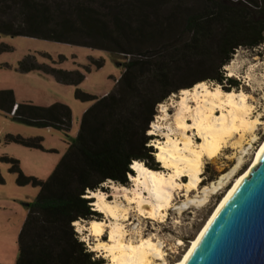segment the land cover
<instances>
[{
	"label": "trees",
	"instance_id": "trees-1",
	"mask_svg": "<svg viewBox=\"0 0 264 264\" xmlns=\"http://www.w3.org/2000/svg\"><path fill=\"white\" fill-rule=\"evenodd\" d=\"M200 1L202 6L194 13L183 0H0V35L130 57L120 65L123 72L115 89L100 97L80 89L85 75L79 70L40 64L32 55L19 63L21 72L52 75L59 83L74 86L76 99L93 104L48 180L26 177L17 160L6 159L18 173L20 186L40 188L19 236L16 264H105L80 240L74 223L96 215L88 193L109 181L126 185L136 161H154L153 138L147 133L157 106L178 90L172 86L176 70L192 67L199 75L185 88L202 81L238 86L223 68L239 47L256 49L264 44V0ZM174 2L177 5L163 19L161 11ZM0 111L32 127L65 133L72 128V111L66 104L18 103L12 90H0ZM16 141L42 148L41 139Z\"/></svg>",
	"mask_w": 264,
	"mask_h": 264
},
{
	"label": "rangeland",
	"instance_id": "rangeland-1",
	"mask_svg": "<svg viewBox=\"0 0 264 264\" xmlns=\"http://www.w3.org/2000/svg\"><path fill=\"white\" fill-rule=\"evenodd\" d=\"M183 4L194 13L202 6L200 0H183ZM172 5H177V3H171L161 11L163 19L169 17ZM144 52L146 51L144 50ZM28 55L34 56L40 64L66 71L79 70L85 75V80L79 86L80 89L85 93L98 97L109 94L115 89L116 83L123 72L120 65L128 62L130 58L123 54L112 55L110 52L100 49L29 37L0 35V90H12L18 103L30 102L43 107L63 103L69 106L72 111V128L69 133L21 124L0 111V179L2 180L0 182V264L17 263L20 253L19 236L27 219L29 206L34 203L40 193L39 187H33L32 185L20 186L18 184V173L12 171L13 164L6 159L17 160L20 170L26 177L42 181L48 180L66 154L69 145L77 137L85 111L93 104L76 99L75 87L59 83L52 75L41 71L21 72L19 63ZM99 65H102V67L99 68ZM227 65L223 68V72L226 77L237 81L238 86L231 87L227 83L221 87L225 91L244 90L252 95V103L255 106L253 115L257 116L259 114L264 120V44L256 49L245 46L239 47ZM230 68L235 69L233 72L234 77L229 76ZM176 72L172 86L178 88V90L161 104H169L174 95L178 97L181 90L186 89L182 87L183 85L189 84L199 77L192 67L180 66ZM249 75H251L250 78H248ZM202 82L217 86L213 82ZM161 104L157 106L156 115L149 130L152 128L153 123L157 121ZM174 113L175 109L169 108V114L173 115ZM149 133L150 131L147 134L149 135ZM257 135L258 140L252 142L249 141L251 137H248V141L244 144V152L238 154L242 156L243 164L235 175L225 183L226 187L216 193H208L207 196L203 192L205 186H209L212 190L213 183H218L224 175L232 172L237 160L229 164L230 167L223 172L224 174L219 171L218 163L206 161L203 170V182L199 187L200 193H192V197L195 199L197 194L200 196L196 199L198 202L193 205L187 204V199L183 196V193H176L173 208L168 212L163 223L160 220L143 218L133 211L130 216L131 223H126L127 239L138 242L139 239L152 235V237L161 241L163 249L166 250V258L169 264H178L193 240L199 235L206 221L221 203L228 189L234 184L237 177L249 168L256 151L264 141L263 126L259 128ZM155 136L157 137H154L150 143L154 147L156 146L155 141L163 139V136L158 132ZM16 138L41 139L42 148L28 147L16 141ZM153 150L156 152V148H153ZM231 154V150L223 152L218 162L226 161V156ZM153 158V162L149 161L145 165L149 168L156 165L153 169H158L160 164L156 161L154 154ZM113 183L112 181L105 183L100 191L111 194L110 185L131 188L134 184L131 175L129 183L126 185ZM92 208L95 211L93 206ZM95 212L96 215L91 220L103 218L102 214ZM91 220H80L79 222L82 225H88ZM75 230L78 232L77 227H75ZM78 234L87 249L94 252L89 244H95V238L90 237L87 241L85 231L83 233L78 232ZM106 239H108V233L105 235ZM180 240L183 242L182 244H180ZM95 254L97 257L103 258L105 264H108L109 258H104L97 252ZM160 263L163 264V262Z\"/></svg>",
	"mask_w": 264,
	"mask_h": 264
},
{
	"label": "bare ground",
	"instance_id": "bare-ground-1",
	"mask_svg": "<svg viewBox=\"0 0 264 264\" xmlns=\"http://www.w3.org/2000/svg\"><path fill=\"white\" fill-rule=\"evenodd\" d=\"M234 70L229 71V76L234 77ZM252 101L253 96L244 90L225 91L221 85L200 82L192 88L182 89L169 104H161L157 121L149 130V135L158 132L163 136V139L155 141L154 156L160 169L149 168L136 161L132 165L135 174L131 175L134 183L131 188L110 185L111 194L98 190L86 196L92 199L94 210L103 218L92 219L88 225L76 221L74 226L79 233H87V241L90 237L95 238V244H89L92 251L109 258L108 264H169L161 241L152 235L138 242L127 239L126 223H131V213L134 211L143 218L163 223L173 208L176 193L182 192L187 204L198 202L196 199L200 198L199 187L203 182L206 161L218 163L219 171L223 173L230 167L229 164L237 160L232 172L224 175L218 183H213L212 190L205 186L203 192L207 196L226 187L225 183L243 164V158L238 154L244 152L248 137H251V142L258 140L257 131L264 127L261 115H253L255 106ZM169 108L175 109L173 115L169 114ZM227 150H231L232 154L226 156V161L218 162ZM263 151L264 141L249 168L228 189L178 264L186 263L211 223L253 172ZM194 192L198 193L194 195L196 199L192 197ZM106 233L108 239L105 240Z\"/></svg>",
	"mask_w": 264,
	"mask_h": 264
},
{
	"label": "water",
	"instance_id": "water-1",
	"mask_svg": "<svg viewBox=\"0 0 264 264\" xmlns=\"http://www.w3.org/2000/svg\"><path fill=\"white\" fill-rule=\"evenodd\" d=\"M185 264H264V151Z\"/></svg>",
	"mask_w": 264,
	"mask_h": 264
},
{
	"label": "crops",
	"instance_id": "crops-1",
	"mask_svg": "<svg viewBox=\"0 0 264 264\" xmlns=\"http://www.w3.org/2000/svg\"><path fill=\"white\" fill-rule=\"evenodd\" d=\"M104 95H107V94H104ZM104 95H102V96H104Z\"/></svg>",
	"mask_w": 264,
	"mask_h": 264
}]
</instances>
